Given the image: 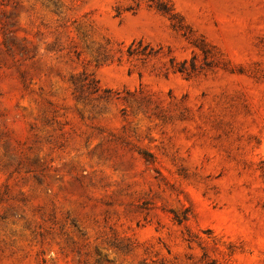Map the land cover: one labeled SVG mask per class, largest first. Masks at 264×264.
Listing matches in <instances>:
<instances>
[{
    "label": "rangeland",
    "instance_id": "374dc122",
    "mask_svg": "<svg viewBox=\"0 0 264 264\" xmlns=\"http://www.w3.org/2000/svg\"><path fill=\"white\" fill-rule=\"evenodd\" d=\"M0 264H264V0H0Z\"/></svg>",
    "mask_w": 264,
    "mask_h": 264
}]
</instances>
